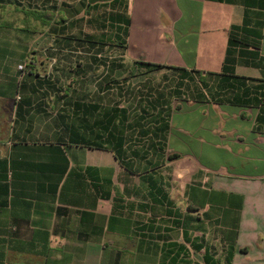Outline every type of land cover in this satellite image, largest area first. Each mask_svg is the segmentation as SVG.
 <instances>
[{"label":"crops","instance_id":"0c3cea01","mask_svg":"<svg viewBox=\"0 0 264 264\" xmlns=\"http://www.w3.org/2000/svg\"><path fill=\"white\" fill-rule=\"evenodd\" d=\"M55 1L0 0V264H264V0H123L132 68L206 76L140 107L19 69L7 22Z\"/></svg>","mask_w":264,"mask_h":264},{"label":"rangeland","instance_id":"374dc122","mask_svg":"<svg viewBox=\"0 0 264 264\" xmlns=\"http://www.w3.org/2000/svg\"><path fill=\"white\" fill-rule=\"evenodd\" d=\"M61 2L65 5L62 6ZM61 2L55 1L60 5L48 7L21 8L20 13L10 17L7 22V27H10L7 31L11 32L7 42L11 43L10 46L25 49L27 53L26 63H20L24 66L25 72L29 65L32 66L29 63L35 58L38 65L43 63L38 68L43 74L51 71L70 81L102 80V84L110 79L114 82L119 80L117 82L123 86L111 88L116 90L111 94L119 97L128 95L130 103H121L125 106L137 104L140 107L136 102L142 95L154 96L158 92H164L168 97L171 96V92L177 93L181 89L183 95L185 93L187 96L191 92L189 86L191 82L185 80L184 83L187 85L179 87L180 76L171 70L162 69L146 73L136 66L131 67L123 51L125 46L122 47L119 43L121 39H117L119 31L112 21L114 9L110 6L111 0H103L99 4L91 0ZM114 8L119 11V4ZM63 49L65 50L61 52ZM98 51H101V56L96 57L102 62L95 63L92 61L93 53ZM49 57L54 58L50 63L52 67H49L47 61ZM117 65L123 66L122 69L119 67L120 75H117L116 71H110ZM96 88L100 89V86ZM74 89L79 88L71 87V91ZM177 104L178 101L174 100L173 106Z\"/></svg>","mask_w":264,"mask_h":264},{"label":"trees","instance_id":"16d2710c","mask_svg":"<svg viewBox=\"0 0 264 264\" xmlns=\"http://www.w3.org/2000/svg\"><path fill=\"white\" fill-rule=\"evenodd\" d=\"M93 1H99V0H93ZM101 1H103V0H101ZM113 3H114V5L119 4V9H120L119 13H117L116 15H113V18H112V21H114L113 23L118 27L117 31H119V33L117 34V39L118 40L121 39V42H119V43H121L122 47H123V45L125 47H127L126 37L128 36V30H129V25H130V20L126 19L125 14H124L127 10V5L124 3L123 0H113ZM88 7H89V5H88ZM139 64L148 69L147 73L159 71L161 69H167V70L173 71L174 73H176L180 76L181 83H179V87L187 85L184 83L185 80L188 81L189 79H192V80L194 79L193 75L190 78L189 73L186 72V70H184V69L173 68V67L158 65V64L143 63V62H139ZM193 72L197 74V76H198L197 78H198L199 83H198L197 87L192 85L191 92L193 94L194 90L196 89L197 95L199 96L198 98L201 99L200 97L202 95L203 96L205 95V92L203 91V87H201V85L203 86L206 84V76H204L202 72L197 71V70H193ZM177 92H179V90Z\"/></svg>","mask_w":264,"mask_h":264},{"label":"built area","instance_id":"2783aa9c","mask_svg":"<svg viewBox=\"0 0 264 264\" xmlns=\"http://www.w3.org/2000/svg\"><path fill=\"white\" fill-rule=\"evenodd\" d=\"M19 69H20L22 72H24V66L20 65V66H19Z\"/></svg>","mask_w":264,"mask_h":264}]
</instances>
